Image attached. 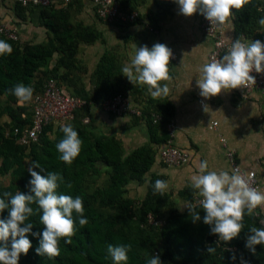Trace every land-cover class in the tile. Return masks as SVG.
<instances>
[{"label":"trees","instance_id":"16d2710c","mask_svg":"<svg viewBox=\"0 0 264 264\" xmlns=\"http://www.w3.org/2000/svg\"><path fill=\"white\" fill-rule=\"evenodd\" d=\"M118 1L122 11H138L139 16L135 20H120L112 24L124 29L149 24L153 30L147 27V35L156 39L154 45H168L158 36L172 18L173 8L177 4L174 0H153L157 8L155 16H145L139 11L147 0ZM82 7V0H72L66 6L52 4L44 7L24 6L15 0L14 12L21 21L34 18L35 11H40L39 22L47 29L48 39L40 43L28 42L22 46L20 41H14L0 32V40L9 43L13 49L10 55H0V96L7 98V105L0 107V119L5 115L10 118L8 122L0 123V175L11 177L9 185L0 188V198H5V192L12 195L17 192L28 194V181L31 179L28 168L31 162L38 161L44 171L41 172L40 168L34 170L41 175L57 172L63 176L64 183L56 190L58 195L82 198L84 217L88 220V224L81 228L77 219L71 243H65V238H61L60 254L53 259L37 255L39 238L28 234L31 248L27 255H20L18 264H114L107 252L108 245L129 244L131 250L128 252L127 264H147V259L154 255H159L161 264H264V245H256L255 254L245 246L247 236L250 235L249 228L264 227L259 217H250L245 213L242 221L244 227L238 237L223 242L217 235L211 234L209 225L203 223V209H197L201 219L193 222L189 209L183 213L177 211L171 194L166 191L163 196L154 194L155 181H166L164 175L153 174L150 177L144 199L137 200L127 195V187L132 181L140 184L147 182L146 174L156 162L157 145L170 138L166 125L173 120L176 108L167 99L150 100V107L154 108H143L144 114H148V119L145 120L148 143L128 154L121 139L115 135L96 132L97 128L90 124L95 121L92 112L94 108L90 106L77 111L75 120L66 123L73 126L82 141L81 151L71 165L58 158L55 146L64 136L60 125L56 127L50 123L43 129L39 140L30 145L18 142L19 135L15 133V128L22 130L31 124L33 110L29 105L31 101L19 104L17 98L9 93L8 90L17 84L31 87L34 96L51 77L64 86L65 83H80L72 93L96 104L123 92L129 84L121 72L124 63L120 55L111 48L104 51L96 65L93 89L87 90L80 75L75 74V71L81 69L78 59L81 44H94L98 40L106 44V38L96 26L85 24L77 18L76 13ZM232 14L236 39L242 35L248 38L264 36V27L258 24L259 19L264 17V0H250L241 10L232 9ZM98 19L103 21L100 17ZM57 55L56 63L51 65ZM176 61L170 58L168 68L171 69ZM61 69L64 70L63 73H59ZM152 112L161 114L162 120L155 123ZM84 116H90L91 122L83 123ZM137 119L134 124L139 123ZM102 170H106L109 177L104 186L94 187L91 177L100 176ZM67 183L72 184L71 189L66 187ZM180 195L189 203L195 201L191 187L180 191ZM29 206L33 208V214L25 223L33 224L32 233H42V212L35 203ZM167 206L172 209L165 221L161 209ZM149 214L164 220V224H150ZM7 216V209L0 213V219ZM73 216L76 218L75 212ZM10 245L11 239L9 247ZM209 247L216 249L214 254L208 252Z\"/></svg>","mask_w":264,"mask_h":264},{"label":"clouds","instance_id":"9594fccd","mask_svg":"<svg viewBox=\"0 0 264 264\" xmlns=\"http://www.w3.org/2000/svg\"><path fill=\"white\" fill-rule=\"evenodd\" d=\"M174 2L178 4L180 13L184 16L190 17L199 11L212 26H223L232 15V9L241 10L250 0H174ZM258 24L264 27V17L259 19ZM12 50L9 43L0 40V55L5 53L10 55ZM171 57L172 51L164 44L156 43L151 49L145 45L137 48L130 63L122 66L121 72L130 83L146 85L147 92L152 98L167 96L169 87L167 83L161 86L160 82L171 80L168 68ZM253 70L264 73V43L256 40L246 45L238 39L232 43L222 59H213L202 66L200 77L196 81L200 89L199 95L210 99L227 89H238L249 82L255 84V78L250 75ZM8 91L20 104L30 102L33 96V89L22 83ZM204 110L207 112V106ZM60 130L64 136L55 146L59 153L58 158L71 165L81 151L82 141L71 124H60ZM160 145H157V149ZM35 168L44 171L38 161L30 163L28 172L31 179L28 181V194L17 192L12 195L5 192L4 197L7 199L0 198V213L8 210L7 218L0 219V264H18L20 255L22 253L27 255L31 248L28 234L39 238L37 255L46 256L48 259L58 257L59 241L65 238V243H71L77 219L81 228L88 224L80 196L73 198L70 195L57 194V188L64 183L63 176L57 172L41 175L34 170ZM66 187L71 189L72 184L67 183ZM190 187L193 189L196 202L188 203L185 207L189 209L193 222L201 219L197 209H203L205 213L203 223L210 226L211 234L217 235L220 241L229 242L238 237L244 227L242 221L245 213L250 217L264 213V192L251 187L238 170H234L232 174L227 171H209L207 161H203L199 164V174L191 177ZM167 188L166 181L157 179L154 194L163 196ZM33 203L37 204L42 212L40 215V224L44 226L42 233H32L33 224L25 223L33 214V208L29 206ZM257 208H260L259 212L256 211ZM74 212L76 218L73 216ZM260 223L264 224V220ZM249 232L245 246L255 254V246L264 245V227L252 226ZM130 250V244L107 247L114 264H127ZM215 251L213 247L208 248L210 254H214ZM147 264H161L159 255L149 257Z\"/></svg>","mask_w":264,"mask_h":264},{"label":"crops","instance_id":"0c3cea01","mask_svg":"<svg viewBox=\"0 0 264 264\" xmlns=\"http://www.w3.org/2000/svg\"><path fill=\"white\" fill-rule=\"evenodd\" d=\"M148 1L145 4H143L145 5L144 8L145 10L148 11V15L155 16L156 11H157L155 3L153 0H148ZM82 4H83V7L81 8V11L76 13L77 18L83 21L85 24L94 25V23L96 22V18H98L94 5L92 4L90 0H82ZM14 11H15V8H13L11 12V10H7V8L0 6V17L5 23L16 28L20 34L24 26L23 23H25V21H21L19 18H17ZM199 13L200 12L197 11L190 17L184 16L183 14L180 13L178 4H175L173 8V15H172L171 20H169L166 23V26L164 27L163 31H161V33L158 36V38H162V40L166 44L172 47L171 46L172 43H177L176 39H173L170 37V32H172V28L175 27L177 29V34L179 33V37L178 35H176L177 39L180 38L183 42L189 41L188 45L193 47V49L189 47L190 48L189 51L194 50L195 54H197L199 51L201 54L200 62L198 64L199 66L197 64L196 66L193 65L192 61H189L188 58L186 59L185 63L182 65V69H180L182 70L181 73L178 74L179 79L173 77L174 75L171 74V70L173 69V66L177 63V61L176 63L172 64L171 69H169V74L172 77L171 80L162 81L161 83V86L167 83L169 87V94L167 96H161L159 98H156V99H167L175 105L176 114L173 118V121L176 124V128L174 131V135L172 137L173 143L179 147H182L190 151V154H191V160L188 163L184 165H178V166H168L165 163L161 162L160 158L157 157L156 162L153 165L152 169L150 170V172L146 174V178L149 174V179L153 174L165 176L166 182L168 184V188L166 192L171 194V198L174 203L177 202V196L183 197L182 195H180V191H182L183 189L187 187H190L191 177L193 175L199 174V164L201 162L207 161L209 171L220 172L226 169V168H222L221 165L216 163V160L214 158L215 155L213 154L214 152L213 143L208 140V137L206 136L204 129L199 128L193 131L191 126L196 122L195 112L192 111L191 106L189 108L188 103L181 101V97L185 98V95L182 92L183 89L187 88L189 91L194 89L195 91L200 92V89L197 87V84H196L197 79H199V77L197 78V74H199L202 66L205 63H207L208 55L211 51V39H209V37L201 29L200 22H199L200 21ZM39 15H40V11L37 9L34 13V18L27 20V22L30 23L32 21L35 23L36 27L43 29L45 31L46 40H47L48 31L45 27L40 25ZM229 19H228V22L231 23L232 25V35H228L225 29H224V34H225V37L230 40L235 37L233 14L229 17ZM87 21H89L90 23H88ZM173 23H175V26H172ZM113 25L114 27L112 28L115 32L116 30H118V32L120 31L118 35L121 39L118 38L119 40H117V42H121L124 45H128V49L130 50V52L134 50L133 48L135 47L137 49L139 47H143L146 45L148 48H151L154 45V42L156 39L154 37H151L149 34L147 35L148 32H147V29L144 27L145 25H134V26L129 27L128 29H124V27H121L120 25L117 26V24H113ZM96 27L98 28V30H100L103 33L104 37L107 39L105 28L102 29L101 27L98 26V24H96ZM197 30L199 33L198 35H196ZM126 33L129 35H125L123 38L121 34H126ZM116 35L117 34L115 33V36ZM129 37L130 39H128ZM122 39L125 40L127 44L123 42ZM46 40H42L41 42H45ZM203 40H206L209 44L208 45L205 44L206 46L202 45L201 49H199L200 44H201L200 42H202ZM99 41L100 40H98L96 43H98ZM83 44L94 45L95 43L94 44L83 43ZM102 44H105V43L102 42ZM177 45L175 46L176 48H178ZM107 49L108 48H106L105 50ZM114 52L117 55L122 54L120 53L122 52V50L117 49V50H114ZM176 60H178V56ZM85 87L87 90H91L87 88V86ZM94 87H95V84L92 88ZM141 90L144 92H147L146 88H143ZM230 95H232L231 100L234 102L235 105L237 106L241 105L242 100L240 99L242 98L239 97L240 94L237 93L236 90L231 89ZM148 96H149V99H148L149 101L155 100L154 98L151 97L149 93H148ZM261 99L262 98L258 94L252 95V97L248 99V100H251L252 105L256 106V110L254 111V113L248 114L249 116L247 120L249 121V125H250L249 128H251V131L250 130L247 131L246 134L237 133L238 140L235 141V139H232L231 145H229L227 139L224 136L220 137L219 142H221L223 144V147L225 148V158L227 161H228L226 157L227 147L222 142V138L226 140L227 146L229 148H232L236 151L237 162L239 164V167L244 172L251 171V170H255L257 172V175L262 182L261 192H264V103L261 102ZM149 101L147 104H150ZM199 101L201 102V105L206 104L205 100H202L201 98ZM244 104H245L244 107H248L246 106V103ZM99 114L100 113L98 112V115ZM110 116H113V115H107L105 113H102L100 115L99 122L100 124L103 125V127H105V125L109 123L110 121H112V124L117 123V120L115 119H118L119 117L118 116L115 117L114 115L113 117L115 118H109ZM94 118H98V116L94 115ZM134 121H135V118H134ZM134 121H131V124L124 127L125 131L124 130H122L123 132L121 131L125 135L124 137H126V138H121V139H122V142H123V145H124V148L127 154L133 151L134 149H136L137 147L145 143H148V138L145 133L146 123L142 124L139 122L137 124H134ZM214 122L215 121H213V123ZM219 125H220L219 122L216 126L210 125L209 129L214 130ZM225 127H229V126L225 125ZM225 129L228 130V128H225ZM104 130L105 132L104 131L102 132V129L101 130L99 129L98 131L108 134V135H117L118 133V132L112 131V128L108 129L107 127H105ZM219 134H221V132ZM141 137L143 141L141 143H138L140 142ZM254 138H256L257 141H255ZM250 143H253L254 145L253 147H255L254 149H252L254 151L251 152V154L247 153V147H246ZM202 144H205L206 147H202ZM230 167L231 168H229L228 173L232 174L233 168L231 165ZM134 182H137V181H132L131 183H134ZM145 183L143 184L145 195L140 200L144 199V197L146 196L147 190H148V183L147 185ZM182 200L188 201L184 197L183 199H181V202Z\"/></svg>","mask_w":264,"mask_h":264},{"label":"rangeland","instance_id":"374dc122","mask_svg":"<svg viewBox=\"0 0 264 264\" xmlns=\"http://www.w3.org/2000/svg\"><path fill=\"white\" fill-rule=\"evenodd\" d=\"M0 6L5 7V8H7V10H11V12H12V9L15 7V0H0ZM144 6L145 5L141 6L139 11L141 13H143L145 16H147L148 11L145 10ZM89 21H87V22L90 23ZM23 24H24L23 29L21 30V32L19 34L20 35L19 36V38H20L19 43L22 46L28 42L38 43V42H41L42 40H46L45 31L43 29H40L39 27H36L34 22L31 21L30 23H28L27 21H25V23H23ZM96 24H98V26L101 27L102 29L105 28L106 36H107L106 44H102L101 41H99L98 43H95L94 45L81 44L80 50L78 52V59L80 60V63H81L80 64L81 69L75 71V74L80 75L82 82L89 89H93L92 87L95 84V81H94L95 76H93V72L96 68V65L98 63L100 56L103 54V52L106 48H111L114 50H117V49L122 50V52H120V53H122L120 55V58L123 61L124 65L130 63L131 57L135 54V52L137 50L135 47V48H133L134 50H132L130 52V50L128 49V45H124L121 42H117V40L121 39L118 35L120 31L118 32V30H116V32H115L112 28V27H114L113 24L110 25L108 23H104L103 21L99 20L98 18H96V22L94 23V25L96 26ZM34 26H35V28H34ZM148 26H149V24L148 25L146 24L144 27L147 28ZM172 26H175V23H173ZM223 26H224L223 29H225L226 33L228 35H232V25H231V23L228 22V20L225 22V24ZM34 29H36V30H34ZM115 33L118 35V36L116 35L117 37L115 36ZM198 34L199 33L197 30L196 35H198ZM125 35H129V34H127V33L121 34V36L123 38ZM176 35H178V37H179V33L177 34V29L174 27V28H172V32H170V37L173 39H176L178 45H177V43H172L171 46L178 53V60H177V63L173 66V69L171 70V74L174 75L173 77L179 79L178 74L181 73L182 70H180V69H182V65L185 63L186 59L188 58L189 61H192L193 65L196 66V64L198 65L200 62L201 54L199 51L197 54H195L194 50L189 51L190 48L193 49L192 46L188 45L189 41L183 42L180 38H179L180 39V41H179V39H177ZM128 39H130V38H128ZM123 42H125V40H123ZM200 43L201 44H200L199 49H201L202 45L206 46L209 44L206 40H203ZM176 45L178 46V48L175 47ZM194 54H195V56H194ZM57 59H58V55L55 56L51 65H54V63H56ZM63 72H64V70L61 69L59 73H63ZM198 77H200V72H199V74H197V78ZM160 83H162V82H160ZM79 84L80 83H78L77 85L76 84L75 85H73V84L68 85L65 83V87L68 88L72 92L77 88V86ZM143 88L147 89V86L141 85V84H135L134 85V84L129 82V84L127 86H125V88L123 90L130 93L133 96L134 101L137 102L138 104L142 105L144 109H146V108L152 109L154 107H150V104H147L149 101L148 100L149 96H148L147 92H144L141 90ZM182 92L184 93L185 98L181 97V101L188 103L189 108L191 106L192 111L195 112L196 122L191 126L193 131H195L196 129H199V128L204 129V132L206 133L208 140L213 143V146H214L213 154L215 155L214 158L216 160V163L221 165L222 168H226L224 171L228 172L229 168H231L230 167L231 164H229L228 163L229 161H227L225 158V148L223 147V144L221 142H219L220 137L224 136L227 139L229 145H231L232 139H235V141L238 140L237 133L238 134H240V133L246 134L247 131H249V130L251 131V128H249V126H250L249 121L247 119L249 116L248 114L254 113V111L256 110V106L251 104V100H243V99H240V100H242L241 105H238V106L235 105L234 102L231 100V97H232V95H230L231 89H227L225 91H222L219 95L214 96L210 99H205V98L201 97L200 95H198L199 91H195L194 89L189 91L186 88V89H183ZM200 98L202 100H205L206 104L201 105V102L199 101ZM261 102L264 103V98L261 99ZM244 103H246V106H248V107H244L245 106ZM242 104H244V105H242ZM6 105H7V98L5 96H0V107H5ZM205 106H207V108H208L207 112L204 110ZM97 111L100 113L99 115H98ZM92 112L94 113L95 116H98V118L93 119V120H95L94 122L92 121V123H90L91 125H93L97 128L96 132H99L98 131L99 129L100 130L102 129V132L103 131L105 132V130H104L105 127H107L108 129L112 128V131L118 132L117 135H115V136L119 139L126 138V137H124L125 135L122 133L123 132L122 130L125 131L124 127L131 124V121H134V118L137 119L136 117L131 116V115H124V116L119 117L118 119H115V120H117L116 124H112V121H110L109 123H107L105 125V127H103V125L100 124V122H99L100 115L102 113H105L107 115H112V114L103 112L99 108H96L95 110L93 109ZM113 116H110L109 118L117 117V116H115V117H113ZM9 120H10V118L7 115H5L0 119V123L8 122ZM137 120L142 124L146 123L144 119L138 118ZM213 121L219 122L220 125L217 126L216 129L211 130V129H209V126L210 125L213 126ZM186 122H187V120H186ZM225 125H227L229 127H225ZM225 128H228V130H226ZM220 132H221V134H219ZM254 139H255V141H257L256 138H254ZM142 141H143V139L141 137V140L138 143H141ZM253 146H254L253 143H250L249 145L246 146L247 147V153L251 154V152L254 151V150H252L255 148ZM202 147H206L205 144H202ZM26 163H27V165L29 164V158H27ZM102 167H104V166H102ZM102 171L103 172L100 174V176H95V177L92 176L91 177V180H92L91 183L94 187L105 185V182L109 177V174H108V172H106V170H102ZM146 179L147 180L149 179V174H148ZM10 181H11V177L9 175H0V188L8 186ZM148 182H149V180L145 184L147 185ZM127 189H128L127 195L130 197H134L137 200H140L145 195L144 185L140 184L139 182L131 183L130 185H128ZM181 199H183V197L177 196V202H176L177 204L175 203L176 204L175 207L177 208V211L184 212V211L188 210V208L185 206L189 203V201H183L182 200V202H181ZM171 200H172V198H171ZM171 209L172 208L170 206L163 207L161 209L162 216H163L165 221L168 218ZM173 210H174V208H173Z\"/></svg>","mask_w":264,"mask_h":264},{"label":"built area","instance_id":"2783aa9c","mask_svg":"<svg viewBox=\"0 0 264 264\" xmlns=\"http://www.w3.org/2000/svg\"><path fill=\"white\" fill-rule=\"evenodd\" d=\"M24 6H49V5H69L72 0H16ZM95 7L96 14L104 22L112 24L114 22L135 20L139 16L138 11L127 13L121 10V6L118 0H90ZM200 26L203 32L211 39V51L208 55L207 63L213 59H222L227 54L232 43L236 40L235 37L227 39L224 34L223 26H212L211 23L199 13ZM148 25V24H147ZM150 30H153L152 26H148ZM0 32L5 34L8 38L18 41L19 32L16 28L5 23L0 17ZM239 40L244 44H249L256 40H260L264 43V36L248 38L242 35ZM172 51L171 59H177V53L175 50L166 45ZM250 75L255 78V84L249 82L246 86L235 89L240 94V98L248 100L252 95L258 94L261 98H264V73H257L253 70ZM29 105L32 107V123L28 124L22 130L15 128V133L19 135L18 142L22 145H30L33 142L39 140L43 129L50 123L59 126L60 124H66L75 120L76 113L82 108L90 106L91 108H99L104 112L121 117L124 115L137 116L144 120L148 119V114H144L143 108L137 102L134 101L133 96L126 92L117 93L109 98L104 99L101 103L96 104L93 101H88L84 98L75 96L68 88L61 85L56 78H49L43 84V87L38 91L31 99ZM152 117L155 123L162 120V115L157 112H152ZM83 123L88 124L91 122L90 116L83 117ZM218 124L217 121L213 123V126ZM169 131L170 138L167 142L161 144L158 147V156L161 162L168 166L184 165L191 160L190 151L177 146L173 143V135L176 128V124L173 120L169 121L166 125ZM222 142L227 147L226 157L231 164L233 171L238 170L239 173L248 180L251 187L261 191V180L255 170L244 172L237 162L236 151L227 146L226 140L222 138ZM196 202L195 201L193 203ZM257 212L260 208L256 209ZM261 220H264V213L257 216ZM149 223L153 225H163L164 220L157 219L154 215L149 214ZM264 226V224H263Z\"/></svg>","mask_w":264,"mask_h":264}]
</instances>
